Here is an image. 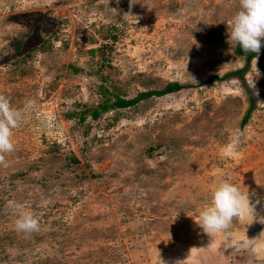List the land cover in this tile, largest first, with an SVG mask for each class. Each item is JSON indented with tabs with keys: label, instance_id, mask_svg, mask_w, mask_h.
I'll return each mask as SVG.
<instances>
[{
	"label": "rangeland",
	"instance_id": "374dc122",
	"mask_svg": "<svg viewBox=\"0 0 264 264\" xmlns=\"http://www.w3.org/2000/svg\"><path fill=\"white\" fill-rule=\"evenodd\" d=\"M252 32L264 0H0V264H264Z\"/></svg>",
	"mask_w": 264,
	"mask_h": 264
},
{
	"label": "trees",
	"instance_id": "16d2710c",
	"mask_svg": "<svg viewBox=\"0 0 264 264\" xmlns=\"http://www.w3.org/2000/svg\"><path fill=\"white\" fill-rule=\"evenodd\" d=\"M235 53L238 55H243L245 57V66L243 69L248 67V64L252 57L258 53H264V45L262 40L259 38V36L256 34V32H252L251 34H243L235 46ZM243 69L241 71H243ZM217 76H213L209 79V81L216 80ZM183 88L182 85L179 83H168L166 84L162 89L160 90H151L146 92L138 93L134 98L132 99H122V98H116L114 102L109 103L107 99L95 106L91 109L90 115L93 119H97L102 113H105L109 108L115 107V108H124L128 106L135 105L139 101L148 99L151 96H163L168 93L176 92ZM252 104L249 106L245 116L242 118V123L245 124L246 121L249 118V114L252 110ZM85 114V112L83 113Z\"/></svg>",
	"mask_w": 264,
	"mask_h": 264
}]
</instances>
